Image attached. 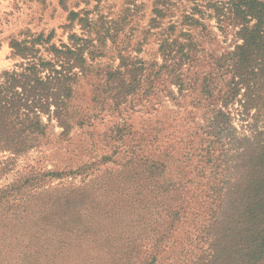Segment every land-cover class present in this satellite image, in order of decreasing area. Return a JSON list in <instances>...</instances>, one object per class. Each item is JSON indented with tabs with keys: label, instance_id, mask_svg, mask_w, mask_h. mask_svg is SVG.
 I'll list each match as a JSON object with an SVG mask.
<instances>
[{
	"label": "rangeland",
	"instance_id": "1",
	"mask_svg": "<svg viewBox=\"0 0 264 264\" xmlns=\"http://www.w3.org/2000/svg\"><path fill=\"white\" fill-rule=\"evenodd\" d=\"M194 7L192 0H0V74L22 62L12 57L13 37L54 29L59 45H71L72 33L88 39L87 71L73 99L85 123L62 134L44 115L46 132L29 149L14 150L22 144L18 131L12 146L0 148V264H110L130 253L139 261L155 256L152 264L212 257L216 235H203L202 228L218 207L192 205L184 191L174 202L181 207L178 219L173 200L166 203L159 188L162 176H185L197 162L206 122L200 72L211 52L231 48L235 38L229 26L222 33L214 9L205 5L195 12L204 25H191ZM71 10H84L89 22L67 27ZM190 41L197 47L178 68V57L162 47ZM115 92L128 100L114 105L109 95ZM240 109L237 100L227 108L237 130L248 134L254 119L243 118ZM219 211L220 237L243 241L237 217H227L231 209ZM240 255L234 248L230 259H220L239 264Z\"/></svg>",
	"mask_w": 264,
	"mask_h": 264
},
{
	"label": "trees",
	"instance_id": "2",
	"mask_svg": "<svg viewBox=\"0 0 264 264\" xmlns=\"http://www.w3.org/2000/svg\"><path fill=\"white\" fill-rule=\"evenodd\" d=\"M192 3L195 7L189 16L191 25L204 23L203 17H196L195 12L205 5L214 9L213 16L222 33L225 34V28L229 26L235 32V38L231 48L219 54L211 52L207 68L204 66V70L196 72L201 74V79L198 76L199 91L206 109V122L201 140L197 142V148H202L197 153V162H193L185 176H162L159 188L163 196L167 194L166 203L173 200L171 206L183 199L186 191L191 193L187 201L192 205L218 207V211L212 213L210 223L202 228L203 235H216L210 240L212 257L208 262L196 264H229L220 257L230 259L234 248L243 252L235 259L237 263L264 264V0H221L215 3L192 0ZM82 14L86 15L84 10H71L67 27H72L76 21L81 25L89 22ZM55 38L53 29L50 32H29L10 41L12 57L22 59V62L0 74V148L12 146L9 140L13 141L12 135L18 131L22 144L14 150L20 153L29 149L32 140L46 132L48 124L42 122L44 115L49 124L55 120L63 128L62 134H68L75 126L85 123L76 111L73 99L75 84L81 72L87 71L88 39L72 33L71 45H59ZM190 42L170 44L162 50L170 58L178 57L176 67L179 68L186 62L185 58H189L187 50L192 52L197 47ZM76 67L79 71L75 70ZM174 69L175 65L170 71ZM179 80L183 85L184 76L180 74ZM109 96L114 105H121L129 98L128 94L117 92ZM235 100L241 106V116L254 119L247 124L248 134L237 130L227 110ZM160 164L167 166V162L161 159ZM46 174L62 178L67 173L50 171ZM36 177L32 176L31 180ZM26 182L29 180L22 185ZM222 207L231 209L228 218L237 217L238 225L242 227H238L239 235H245L243 241H236L234 237L227 241L220 237L217 226H221L219 209ZM171 210L179 219L181 207L175 206ZM225 222L222 221L224 225ZM223 227L227 230L229 226ZM234 232L232 230L228 235ZM155 259V256L147 255L139 261L137 255L130 253L120 255V258L114 256L109 262L152 264ZM16 263L26 264L19 260Z\"/></svg>",
	"mask_w": 264,
	"mask_h": 264
}]
</instances>
